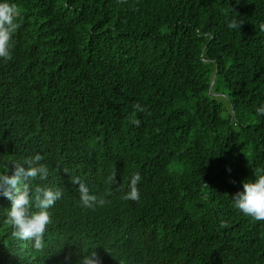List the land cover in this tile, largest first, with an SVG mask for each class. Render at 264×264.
I'll return each mask as SVG.
<instances>
[{"label": "trees", "instance_id": "16d2710c", "mask_svg": "<svg viewBox=\"0 0 264 264\" xmlns=\"http://www.w3.org/2000/svg\"><path fill=\"white\" fill-rule=\"evenodd\" d=\"M29 1L13 0L18 26L0 62V174L14 117L15 132L42 140L36 148L53 160L41 162L60 173L58 183L48 171L36 185L62 195L47 209L39 249L13 235L11 201L0 195V264H80L93 252L97 264H264V221L231 199L264 173V114L256 112L264 103V0H149L138 8V0ZM122 10L126 16L116 14ZM197 10L216 21L203 23ZM231 20L240 24L229 28ZM142 83L152 119L136 131L107 126V143L90 154L19 102L41 98L57 110L72 84L126 104ZM134 172L139 199L125 200ZM73 176L105 203L83 206ZM32 197L29 212L38 210Z\"/></svg>", "mask_w": 264, "mask_h": 264}, {"label": "clouds", "instance_id": "9594fccd", "mask_svg": "<svg viewBox=\"0 0 264 264\" xmlns=\"http://www.w3.org/2000/svg\"><path fill=\"white\" fill-rule=\"evenodd\" d=\"M130 1L132 0H124L123 2L128 3ZM138 1L139 5L137 8L147 7L150 4L149 0ZM28 3L40 6V1L38 0H30ZM40 7L42 8V4ZM132 9L136 8L132 7ZM72 11L81 14L74 7ZM116 14L126 16L123 10ZM196 14V17L205 24H211L216 21L215 15L209 18L207 13L198 10ZM19 15L20 9L13 0H0V62L10 56L11 39L17 29ZM254 15L260 16L259 10ZM184 16L185 14H178L179 21L175 25L181 27ZM113 22L114 19L111 18L107 26L113 27ZM122 23L123 21H117L116 25L120 26ZM239 24L240 21L231 20L227 26L235 28ZM259 28L264 35V22L260 23ZM80 68L81 65L79 64L73 65L67 72V78L71 79V76L76 74ZM0 69H3V67ZM213 84L214 80H212L210 89ZM69 88L70 97L59 103L57 110L55 109V104L41 102V98L36 100L33 97L26 99L25 96H21L19 102L27 103L34 107L36 114L41 116L42 120H45L43 124L48 125L50 129L62 125L68 137L78 138L81 150L85 154H90L107 143L104 138L107 126H123L135 130L141 121L152 119L151 113L145 111L148 101L144 83L131 92V100L126 104L109 101L93 91L75 90L72 84H70ZM155 90L159 95L156 85ZM79 91L82 93H78ZM212 93L215 96L219 94L216 92ZM182 99L179 98V100ZM79 105L82 108H77ZM17 108L18 103L14 110ZM50 112L55 117H51ZM256 112L264 114V103H261L256 108ZM231 114L234 118L236 115L234 108H231ZM69 117L71 120H68ZM13 120V126L9 130V147L5 151L3 158V167L6 172L0 174V195L11 201L8 218L15 229L13 235L21 238L20 243L23 247L24 242H27L29 238L33 239V247L39 249L42 246V234L46 226L49 227L50 225L48 211L51 210L50 207L61 197L62 193L59 188L40 184L37 186L38 184L36 185V183L44 181L48 171L51 176H56L55 182L58 183L60 173L56 174L54 172V169H57L55 166L51 164L45 165L41 162L45 158L53 160L47 155L45 149L36 148V145L43 144V141L35 137L17 134L15 132L17 125L14 117ZM43 124H41V128L44 130ZM233 125L236 126V123ZM74 127L75 130L72 131ZM185 137H189V135L177 138L185 139ZM23 154L29 156L25 163L17 160ZM139 180L140 174L134 172L130 177L128 189L122 196L123 199L133 201L139 199V192L136 187ZM107 181L113 182L114 174L109 175ZM71 182L78 185L80 201L83 206L92 208L94 202L98 205L105 203L103 199L97 200L95 195L89 194L88 187L78 177H71ZM32 195V199L35 201L34 206L38 210L29 212L28 206ZM231 199L233 207L240 212L255 221H264V173L256 174L253 179L243 182L241 191L235 188ZM80 264H97L96 253L93 252L84 256Z\"/></svg>", "mask_w": 264, "mask_h": 264}, {"label": "bare ground", "instance_id": "6f19581e", "mask_svg": "<svg viewBox=\"0 0 264 264\" xmlns=\"http://www.w3.org/2000/svg\"><path fill=\"white\" fill-rule=\"evenodd\" d=\"M86 92V91H85ZM78 93H82L81 91H79ZM68 120H71V118L69 117Z\"/></svg>", "mask_w": 264, "mask_h": 264}]
</instances>
